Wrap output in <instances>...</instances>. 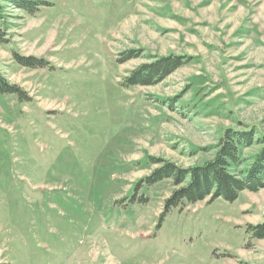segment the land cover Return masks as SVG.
<instances>
[{
    "label": "rangeland",
    "instance_id": "rangeland-1",
    "mask_svg": "<svg viewBox=\"0 0 264 264\" xmlns=\"http://www.w3.org/2000/svg\"><path fill=\"white\" fill-rule=\"evenodd\" d=\"M13 1L0 74L30 100L0 95V264H264V188L165 213L179 186L146 180L205 165L229 129L254 137L241 171L264 150V0ZM169 56L188 62L125 85Z\"/></svg>",
    "mask_w": 264,
    "mask_h": 264
},
{
    "label": "trees",
    "instance_id": "trees-1",
    "mask_svg": "<svg viewBox=\"0 0 264 264\" xmlns=\"http://www.w3.org/2000/svg\"><path fill=\"white\" fill-rule=\"evenodd\" d=\"M13 4L16 8L30 14L38 10V3L35 1L18 0L13 1ZM3 17V8L0 6V23ZM2 33L0 31L1 44L5 43ZM15 59L20 65L33 69L44 68L48 65L44 59L34 57L22 58L16 54ZM127 61L128 59H124L121 63ZM187 62V58L176 56L159 59L155 62L156 64L141 67L133 72L129 78L125 79V85L144 87L157 85ZM0 95H16L22 102L30 100L19 86L9 83L1 74ZM253 141L251 130L229 129L220 141L214 158L205 165L190 167L185 172H181L182 170L172 163L160 162V165H164L159 170H155L146 180L150 184H156L165 179H172L175 185L179 186L166 200L165 213L186 203L196 204L206 201L209 197L210 201L222 197L228 202H234L244 191L257 192L264 188V150L253 159L251 165L241 171L245 163L242 156L243 150L248 145L251 146ZM187 177H190L189 181ZM249 232L254 238L264 239V225L252 227Z\"/></svg>",
    "mask_w": 264,
    "mask_h": 264
}]
</instances>
